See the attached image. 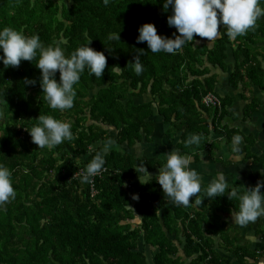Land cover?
<instances>
[{"label": "trees", "instance_id": "1", "mask_svg": "<svg viewBox=\"0 0 264 264\" xmlns=\"http://www.w3.org/2000/svg\"><path fill=\"white\" fill-rule=\"evenodd\" d=\"M163 2L110 0L105 6L103 0H0V28L38 34L45 46L59 42L66 56L92 38L90 46L107 58L101 78L85 69L74 85V106L63 111L51 109L44 99L36 60L7 68L0 61V164L11 170L16 192L0 207V264H149L147 248L155 250L153 264H184L183 257L192 258L190 264H220L212 237L229 239L225 219L238 210V201L227 195L210 200L204 197L208 185L202 184L201 206L174 205L155 180L165 161L131 150L138 143L151 144L155 115L169 127L164 136L172 149L182 155L197 159L206 145L218 148L207 139L219 131L230 101L216 93L218 80L211 68L225 71L232 49L241 61L230 85L249 81L264 89L252 48L264 35V23L257 20L255 28L235 40L225 34L208 43L196 36L176 54L152 53L146 42L137 43L140 25L151 22L169 38L177 32L167 23L171 8L165 10ZM118 31L120 40L108 39ZM138 49L145 51L139 56L141 75L132 62ZM26 77L36 84L25 85ZM208 93L221 99L220 110L202 104ZM143 96L151 99L143 102ZM210 114L211 126L204 118ZM39 115L70 122L74 139L39 149L26 130L38 123ZM112 129L116 148L94 178L92 195L89 182L74 175L86 169ZM192 133L201 136L199 145H186ZM225 134L229 144V130ZM143 165L152 174L148 183L140 182L148 176L140 171Z\"/></svg>", "mask_w": 264, "mask_h": 264}, {"label": "clouds", "instance_id": "2", "mask_svg": "<svg viewBox=\"0 0 264 264\" xmlns=\"http://www.w3.org/2000/svg\"><path fill=\"white\" fill-rule=\"evenodd\" d=\"M103 3L107 6L110 0H103ZM260 4L261 0H164L163 8L165 10L171 8L167 23L177 30L173 33L174 38L158 34L155 25L146 22L139 26L136 40L137 43L146 42L152 53L168 54H176L186 43L193 42L196 36L206 38L208 43L223 38L225 34L235 40L255 28L257 20L264 16V8ZM222 29H226V33ZM91 39L66 56L59 42L54 46H45L38 34L28 36L12 27L4 26L0 28V53H2L0 61L7 68L19 67L22 60L29 62L36 60L35 65L40 70L39 84L44 99L51 109L63 111L74 106L76 98L74 85L79 82L85 69L90 75L101 78L107 66L104 52L92 48ZM108 39L120 40L119 31L111 33ZM137 52L139 54L132 62L135 73L141 75L144 66L139 56L145 54V51L138 49ZM57 72H59V81L56 79ZM23 82L25 85L36 84V80L27 77ZM37 118L38 123L26 130L39 149H51L74 139L70 122L56 119L51 115H39ZM242 139L240 135L233 137V152H240L239 145ZM200 142L201 136L196 133L189 134L185 141L186 145H199ZM113 143L114 141L109 139L100 150L95 151V155L80 177L81 183L90 182L91 178L103 170L105 157L110 153ZM93 150L90 148V151ZM163 159L165 163L158 168L155 180L162 187L163 194L174 205L199 207L204 197L211 200L227 195L229 200L238 201V210L232 209L230 213L232 223L245 226L264 216V191H262L264 180H258L252 187L244 186V190L241 191L231 186L221 172L204 189L205 196L199 197L202 178L190 167L192 157L182 155L179 150H173L165 152ZM140 171L148 174V179L143 182L140 180L141 183L152 180V174L144 165ZM261 175H264V169L261 170ZM15 195L12 172L4 164H0V207L14 199ZM134 198L138 199V196L134 195ZM190 198L194 199L190 200Z\"/></svg>", "mask_w": 264, "mask_h": 264}, {"label": "crops", "instance_id": "3", "mask_svg": "<svg viewBox=\"0 0 264 264\" xmlns=\"http://www.w3.org/2000/svg\"><path fill=\"white\" fill-rule=\"evenodd\" d=\"M258 21L264 23V16ZM252 48L253 52L257 54V60L263 72L261 79L264 86V35L255 41ZM240 61L241 59L237 60L234 57L231 49L228 51L225 61V71L217 67L211 68L212 74L216 75L218 80L216 93L222 98L229 99L230 105L227 106V116L217 125L216 130L219 131H211L212 133L207 139L208 144L211 139L218 148L206 145L205 149L197 154V159L191 156L190 167L200 174L204 185H209L221 172L231 186L243 190L244 186L252 187L258 180H264V175H261V170L264 169V89L249 81L236 86L230 85L231 74ZM257 74L259 73L257 72ZM150 99V96H143L142 101L148 102ZM138 102L140 103L139 99ZM250 105L253 109L249 108L246 111L247 106ZM211 114L210 116L204 115L210 126ZM153 121L155 131L151 144L140 143L139 153L134 148L136 144L131 152L136 156L159 157L164 160L163 157L167 149L172 151L170 145L164 140L165 132L169 127L164 125L157 115L153 117ZM225 130H229V144L226 142ZM112 132L115 134L116 140L117 133L113 129ZM235 135H240L243 138L239 145V153L233 152V137ZM161 142L168 148L160 145ZM146 177L148 178V176ZM224 226L229 239H222L219 236L212 237L213 247L220 264H264V216L245 226L232 223V218H229L225 219ZM154 252V249L147 248L149 264H153ZM179 255L183 256L182 247H180ZM183 258L184 264H190L192 258Z\"/></svg>", "mask_w": 264, "mask_h": 264}, {"label": "built area", "instance_id": "4", "mask_svg": "<svg viewBox=\"0 0 264 264\" xmlns=\"http://www.w3.org/2000/svg\"><path fill=\"white\" fill-rule=\"evenodd\" d=\"M202 104L207 108L217 109V110L221 109V99L213 93L206 94L202 98ZM101 172L98 175H96L95 177L100 176ZM83 173H84L83 170H79L78 172L75 173L74 178L81 177L83 175ZM95 177L91 178V181L89 182L92 195L96 193L94 190V184H93Z\"/></svg>", "mask_w": 264, "mask_h": 264}, {"label": "rangeland", "instance_id": "5", "mask_svg": "<svg viewBox=\"0 0 264 264\" xmlns=\"http://www.w3.org/2000/svg\"><path fill=\"white\" fill-rule=\"evenodd\" d=\"M147 97V96H146ZM113 134V135H112ZM111 140H113V141H115V134L112 132L111 133ZM164 140L166 141V143L168 144V145H170V150H172L173 151V149H172V145L170 144V143H168V141L166 140V138H164ZM160 145H162L163 147H165V148H168L166 145H164L162 142H161V144ZM140 144H137L134 148H135V150H136V152H140ZM111 148H116V146H115V143H113V145H112V147ZM133 151V150H132ZM167 151H168V149H167ZM145 180H147V177H145V178H143L142 179V181H145Z\"/></svg>", "mask_w": 264, "mask_h": 264}]
</instances>
